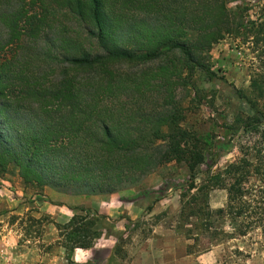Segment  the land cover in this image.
<instances>
[{
  "label": "trees",
  "instance_id": "16d2710c",
  "mask_svg": "<svg viewBox=\"0 0 264 264\" xmlns=\"http://www.w3.org/2000/svg\"><path fill=\"white\" fill-rule=\"evenodd\" d=\"M230 1L0 0V173L12 168L37 190L113 194L181 160L190 174L180 218L199 224L201 235L185 230L195 244L218 236L208 196L222 186L227 202L216 215L236 220L237 237L264 234V130L251 151L208 173L207 142L183 127L187 108L175 99L197 69L216 76L205 58L226 36L264 50V21L235 16ZM240 98L252 116L237 119L236 132L259 129L264 71ZM73 210L57 225L71 264L74 250L101 238L98 224L108 218Z\"/></svg>",
  "mask_w": 264,
  "mask_h": 264
},
{
  "label": "rangeland",
  "instance_id": "374dc122",
  "mask_svg": "<svg viewBox=\"0 0 264 264\" xmlns=\"http://www.w3.org/2000/svg\"><path fill=\"white\" fill-rule=\"evenodd\" d=\"M227 7L245 21H264V0H231ZM263 53L262 48L256 50L248 42L226 36L206 54V63L216 76L210 78L197 69L188 85L176 90L175 99L187 108L183 127L207 142L202 169L208 173L223 170L258 145L264 125L236 132V120L248 123L252 116L240 94L248 95L252 76L264 71ZM189 174L185 163L175 160L113 194L83 195L76 189L25 187L10 168L0 173V259L8 260L13 254L24 255L32 264H40V259L71 264L57 244V225L66 224L76 213L75 207H84L108 217L98 224L102 236L89 252L90 264H264V234L255 230L237 237L236 220L216 215L226 206L225 186L212 189L208 196L218 236L210 244H206L207 237L200 236L197 244L189 238L187 229L201 235L195 220L188 224L180 218Z\"/></svg>",
  "mask_w": 264,
  "mask_h": 264
},
{
  "label": "crops",
  "instance_id": "0c3cea01",
  "mask_svg": "<svg viewBox=\"0 0 264 264\" xmlns=\"http://www.w3.org/2000/svg\"><path fill=\"white\" fill-rule=\"evenodd\" d=\"M1 244H3V243L0 242V245ZM91 249H88V250L76 249V250H74V252L72 253V257H71L72 263L73 264H90V262L93 261V259L91 257V253H89ZM98 252L102 253L103 249H98ZM12 257L13 258H10L8 260L5 258L0 259V264H17V263H19V264H32L30 260H28V259H26V257H24V255L15 256L12 254ZM100 257H101V255L99 257H97L94 260V262L99 263ZM39 262H40V264H52V261L49 259H40ZM105 262H106V260H105Z\"/></svg>",
  "mask_w": 264,
  "mask_h": 264
}]
</instances>
